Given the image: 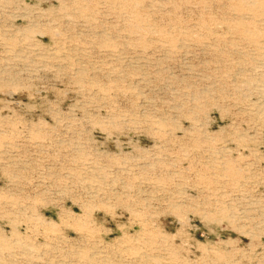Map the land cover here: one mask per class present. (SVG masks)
I'll list each match as a JSON object with an SVG mask.
<instances>
[{"label":"rangeland","instance_id":"rangeland-1","mask_svg":"<svg viewBox=\"0 0 264 264\" xmlns=\"http://www.w3.org/2000/svg\"><path fill=\"white\" fill-rule=\"evenodd\" d=\"M0 264H264V0H0Z\"/></svg>","mask_w":264,"mask_h":264}]
</instances>
